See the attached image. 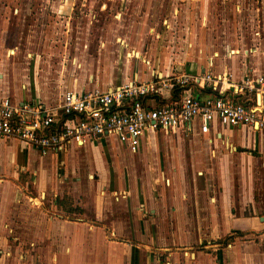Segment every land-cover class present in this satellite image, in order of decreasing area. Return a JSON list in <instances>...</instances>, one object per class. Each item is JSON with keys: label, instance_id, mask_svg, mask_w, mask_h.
Masks as SVG:
<instances>
[{"label": "crops", "instance_id": "0c3cea01", "mask_svg": "<svg viewBox=\"0 0 264 264\" xmlns=\"http://www.w3.org/2000/svg\"><path fill=\"white\" fill-rule=\"evenodd\" d=\"M13 17L20 28L32 22L29 11H0V35ZM140 38L101 42L96 63L75 58L64 72L42 57L20 63L0 42V98L56 109L68 91L111 92L183 72L229 74L234 84L264 78L263 48L222 54L192 43L186 63L184 55L165 63ZM192 85L201 101L212 96ZM185 144L191 170L203 173H124ZM125 151L134 157L118 156ZM65 196L81 216L60 208ZM0 264H264V131H149L137 153L115 137L47 153L0 141Z\"/></svg>", "mask_w": 264, "mask_h": 264}, {"label": "rangeland", "instance_id": "374dc122", "mask_svg": "<svg viewBox=\"0 0 264 264\" xmlns=\"http://www.w3.org/2000/svg\"><path fill=\"white\" fill-rule=\"evenodd\" d=\"M0 11H29L32 21L20 28L13 17L9 34L0 35L3 50L15 51L20 63L33 56L51 60L53 71L67 70L75 58L96 63L101 42L133 43L138 36L143 50L148 53L155 43V59L172 63L179 55L186 63L192 43L222 54L264 49V0H0ZM38 12L46 15L39 18L44 22L36 20ZM155 155L124 173L204 172L191 170L186 144L159 148ZM142 179L150 186L151 179Z\"/></svg>", "mask_w": 264, "mask_h": 264}, {"label": "built area", "instance_id": "2783aa9c", "mask_svg": "<svg viewBox=\"0 0 264 264\" xmlns=\"http://www.w3.org/2000/svg\"><path fill=\"white\" fill-rule=\"evenodd\" d=\"M192 84L212 96L201 101ZM195 127L203 135L217 133L219 127L264 131V78L234 84L229 74L189 78L183 72L111 92L68 91L56 109L0 98V141H19L43 153L109 137L137 153L149 131L186 135Z\"/></svg>", "mask_w": 264, "mask_h": 264}, {"label": "trees", "instance_id": "16d2710c", "mask_svg": "<svg viewBox=\"0 0 264 264\" xmlns=\"http://www.w3.org/2000/svg\"><path fill=\"white\" fill-rule=\"evenodd\" d=\"M58 205L68 216L78 217L83 214L81 209L75 208L74 200L69 196H65L62 200H58Z\"/></svg>", "mask_w": 264, "mask_h": 264}, {"label": "bare ground", "instance_id": "6f19581e", "mask_svg": "<svg viewBox=\"0 0 264 264\" xmlns=\"http://www.w3.org/2000/svg\"><path fill=\"white\" fill-rule=\"evenodd\" d=\"M172 77H175V76H172Z\"/></svg>", "mask_w": 264, "mask_h": 264}]
</instances>
